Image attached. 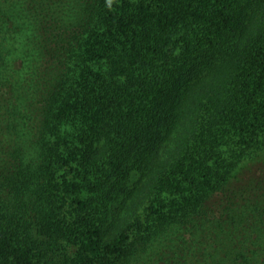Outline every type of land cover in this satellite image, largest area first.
<instances>
[{
  "label": "trees",
  "instance_id": "1",
  "mask_svg": "<svg viewBox=\"0 0 264 264\" xmlns=\"http://www.w3.org/2000/svg\"><path fill=\"white\" fill-rule=\"evenodd\" d=\"M0 264H264V0H0Z\"/></svg>",
  "mask_w": 264,
  "mask_h": 264
},
{
  "label": "rangeland",
  "instance_id": "2",
  "mask_svg": "<svg viewBox=\"0 0 264 264\" xmlns=\"http://www.w3.org/2000/svg\"><path fill=\"white\" fill-rule=\"evenodd\" d=\"M261 165H262V164H261V161L259 160V162L257 163V166L254 167V172H255V173H256V172H257V173H260V171H261L260 168H262Z\"/></svg>",
  "mask_w": 264,
  "mask_h": 264
}]
</instances>
